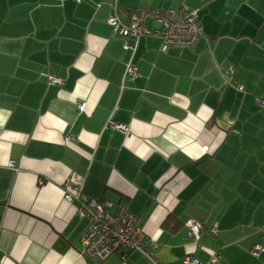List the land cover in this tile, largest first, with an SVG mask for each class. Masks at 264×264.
Here are the masks:
<instances>
[{
    "label": "crops",
    "instance_id": "crops-1",
    "mask_svg": "<svg viewBox=\"0 0 264 264\" xmlns=\"http://www.w3.org/2000/svg\"><path fill=\"white\" fill-rule=\"evenodd\" d=\"M145 8L196 9L203 34L173 46L109 23L115 13L129 25ZM258 97L264 0H0V264H155L137 250L83 254L91 220L64 198L73 179L112 213L141 217L162 263L220 251V264H264L251 252L264 245ZM189 219L206 227L197 242Z\"/></svg>",
    "mask_w": 264,
    "mask_h": 264
},
{
    "label": "built area",
    "instance_id": "built-area-1",
    "mask_svg": "<svg viewBox=\"0 0 264 264\" xmlns=\"http://www.w3.org/2000/svg\"><path fill=\"white\" fill-rule=\"evenodd\" d=\"M114 6L116 5L113 2ZM148 18H155L161 22V29L152 30L144 25ZM109 23L116 27L124 36H131L138 40L144 34L160 33L167 45L190 47L195 45L202 36V26L198 21V10L170 8L166 11L161 9L145 8L135 10L131 16L129 25L123 24L114 13L109 18ZM129 47H132L127 43ZM128 75H135L136 69L130 63L127 70ZM50 82L62 84L63 78L50 76ZM243 90V86H239ZM257 102L264 107V98H257ZM78 110L85 109V102L77 104ZM108 126L127 131L124 124L113 119L108 121ZM71 134L68 141L73 140ZM14 165V162H10ZM64 190V198L72 201L75 198L81 201L78 212L81 216H88L91 220L89 227L82 236L83 254L88 258H96L100 261L111 255L117 254L125 259L131 251H140L154 260L155 264H166L156 259L150 252V238L141 228L142 218L129 212L120 205L116 213H112L113 202H101L83 192L82 182L78 179L71 180ZM188 233L193 241H198L201 233L206 227L204 224L189 219L186 222ZM211 235L219 232L218 224L214 223L207 229ZM264 251V245L252 246L251 252L259 256ZM220 251H214L209 261H203L195 255H187L181 263L167 264H220Z\"/></svg>",
    "mask_w": 264,
    "mask_h": 264
},
{
    "label": "trees",
    "instance_id": "trees-1",
    "mask_svg": "<svg viewBox=\"0 0 264 264\" xmlns=\"http://www.w3.org/2000/svg\"><path fill=\"white\" fill-rule=\"evenodd\" d=\"M199 23H200V22H199ZM218 229H219V227H218ZM263 252H264V251H263ZM263 252H262V253H263ZM203 261H204V260H203Z\"/></svg>",
    "mask_w": 264,
    "mask_h": 264
}]
</instances>
